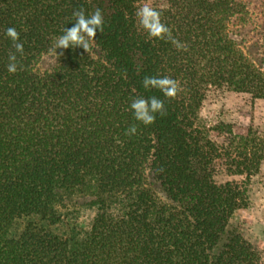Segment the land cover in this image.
<instances>
[{
  "label": "trees",
  "instance_id": "trees-1",
  "mask_svg": "<svg viewBox=\"0 0 264 264\" xmlns=\"http://www.w3.org/2000/svg\"><path fill=\"white\" fill-rule=\"evenodd\" d=\"M145 3L186 50L139 27ZM81 8L102 11L104 33L92 56L70 47L58 59L53 40ZM253 16L264 17V0H0V264H261L231 225L248 206L246 181L216 178L259 170L264 116L259 132L205 127L199 115L222 91L264 103V70L237 38ZM9 27L24 47L15 74ZM146 76L177 81V97L146 90ZM141 96L164 100L167 115L136 121ZM83 206L88 226L49 228Z\"/></svg>",
  "mask_w": 264,
  "mask_h": 264
},
{
  "label": "rangeland",
  "instance_id": "rangeland-1",
  "mask_svg": "<svg viewBox=\"0 0 264 264\" xmlns=\"http://www.w3.org/2000/svg\"><path fill=\"white\" fill-rule=\"evenodd\" d=\"M238 40L249 56L264 70V17L253 16V19L246 25L239 26ZM200 122L205 127H214L222 122L234 123L236 125L253 126L259 132L263 131V124L260 122L264 116V103L261 105L251 103L247 95L234 92L222 91L208 96L201 105ZM215 136L216 133L212 132ZM218 182L227 180L246 181L248 193V206L241 209L232 220V228L239 230L261 253V264H264V160L258 171L253 172L249 180L244 175L223 174L216 178ZM78 202H83L79 199ZM72 214V212H71ZM70 214L71 221L67 225H52L49 228L55 233L69 232V224L88 226L93 210L82 207L80 211ZM29 219L20 220L17 224V231L27 223ZM39 225L47 226V223L36 220Z\"/></svg>",
  "mask_w": 264,
  "mask_h": 264
},
{
  "label": "clouds",
  "instance_id": "clouds-1",
  "mask_svg": "<svg viewBox=\"0 0 264 264\" xmlns=\"http://www.w3.org/2000/svg\"><path fill=\"white\" fill-rule=\"evenodd\" d=\"M136 17L139 27L145 31L149 38L169 41L177 50H186V46L173 37L172 30L162 21L161 12L145 3L136 11ZM72 27H65L62 34L55 37L49 49L58 59L62 52L58 49H76L83 48L90 56H92L93 48L96 44L97 31L104 33V16L102 11L97 8L94 12L87 14L83 8L73 12ZM6 36L11 40L14 52H10L8 56L9 63L7 71L15 74L18 70H23V66L19 63L18 56L23 55L24 47L20 42V35L14 27L6 29ZM146 90H159L164 97L174 99L177 97L180 86L177 81L167 76H146L142 81ZM130 108L133 112L134 119L145 126H149L155 122L156 115H167L164 100L151 96L148 98L137 97L132 100ZM137 126L132 125L125 132V135H135Z\"/></svg>",
  "mask_w": 264,
  "mask_h": 264
}]
</instances>
